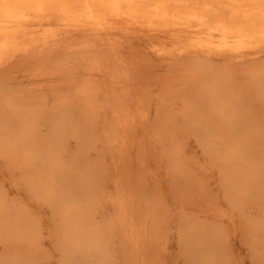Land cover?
<instances>
[{
	"label": "rangeland",
	"instance_id": "1",
	"mask_svg": "<svg viewBox=\"0 0 264 264\" xmlns=\"http://www.w3.org/2000/svg\"><path fill=\"white\" fill-rule=\"evenodd\" d=\"M136 34L142 35L133 33L129 41H124L120 46L122 60L113 62L110 61V58L114 59V56H110L113 53L110 51L111 47L100 41L104 37H97V40L91 38L92 43H97L94 45L97 49L90 53L98 56V66H95L96 62H84L87 63L85 66L76 56L72 57L73 62L68 57L71 54L66 56V60H62L66 62V66L65 62L63 65L60 63L61 72L54 69V72L51 71L54 74L50 72L49 76L41 74L42 68L40 73L38 67H30L20 58L9 62L15 60V65L7 64L11 69L8 66L5 69L4 66L5 72L12 79L8 80L6 77L9 83L12 82L11 87L15 86L20 90L34 89L35 96H42H33L34 99L40 98L44 103H40L41 106L30 103L33 110L27 107L29 104H24L25 111L27 107L31 112L20 110L24 113L22 114L19 109L26 100L15 89L13 90L18 96H21L19 106L13 97L4 92L3 98L6 101H0L1 109L10 107L14 100L16 103L11 106L19 108H8L13 113L6 117V121H0V125L5 123L0 126V209L3 212H0V216L4 215L0 217L3 227H0V258L4 260L13 252L14 256L18 254L17 257H23L22 252L16 253L13 248L21 237H18L21 226L26 230L31 225L29 228L34 230L31 234L33 238L30 239L33 242V256L30 257L28 251V256H25L30 259L31 264H67L66 257L69 264H72L68 252L66 256L64 250L70 247L69 251L72 253L75 246L73 243L69 245L67 238L74 234L77 237L78 229H81L78 230L79 240L87 242V246L95 243L94 248L90 247L86 253L89 264H264V52L249 56L245 62L228 59L229 56L224 55L195 56L196 58L181 56L182 59L177 56L172 57L171 61V57L153 52L147 41H140ZM101 54L107 55L109 60L105 61L106 58ZM201 60L204 62L198 63ZM104 61H110L107 62L108 66L105 67L107 64ZM190 61L193 63H189ZM89 63L94 66L90 67ZM200 64L204 66L201 67ZM31 71L39 73V76L31 74ZM57 71L60 73L57 74ZM3 72L0 71L1 74ZM209 76L212 80H209ZM204 77L208 79L205 80ZM222 82L231 83L227 84L226 89ZM83 93H88V96L85 95L86 99L90 100L91 96L95 105L91 100L85 103L93 105L92 108L100 106L96 108L100 112L95 108L87 110L86 106L80 105ZM64 97L71 98L70 103L61 105L55 100ZM54 102L62 110L51 111ZM64 112L66 116L63 115ZM82 112H87L90 116L85 118L84 114L82 117ZM29 113H32L31 117L36 115L35 119H28ZM70 117L69 122H66ZM89 121L93 122L89 123L91 126L87 125ZM12 123L21 133L11 135V131L17 130ZM3 127L6 129H2ZM7 127H10V131ZM26 133L31 136L26 137ZM54 134H59L56 139ZM10 135L17 136V140L18 136L22 137L30 148L23 141H19L17 145V140ZM8 139H12V142L7 141ZM13 140H16L15 144ZM58 143L63 144L62 148H57ZM15 145L22 147L23 151L28 149V152H24L26 154L35 151L32 154L35 158H46L47 155L51 161L47 160L46 164L53 167H49V170L55 169L58 162L65 165L63 169L58 164L55 169H62V174L69 171L72 173L73 170L75 174L66 173L72 180H68L71 182L70 186L78 179L84 181L85 177H89L94 186L88 182V193L81 195L80 202H71L69 205V202L53 201L52 197H47L50 195L47 190L48 180L39 179L40 173L36 174V179L29 172L28 176L25 167H20L25 154H19L22 151L19 147L16 148L20 151L17 153ZM31 145H38L40 148L32 149ZM52 145H56L54 148L57 149L54 150ZM46 148L55 158L48 155V150L45 152ZM79 148L82 152L78 154ZM234 148L236 149L232 150ZM231 151L235 158L230 155ZM60 156L65 163H62ZM11 157L19 160L15 161ZM80 157L81 160H76ZM37 160L38 158L35 162ZM75 160L77 164L74 163ZM39 161L40 166L45 164L41 163V159ZM36 184L43 188L33 191L31 186L37 187ZM45 188L47 192L44 195ZM69 192L73 194L72 191ZM70 208L75 212V219L74 216L66 215ZM4 209H7V213H4ZM4 225L13 230H8ZM66 226L68 235L63 233L66 230L63 227ZM4 227L9 235H6ZM89 232H94L91 240ZM9 242L12 246L7 245ZM6 246L12 248L10 252ZM2 259L0 262H3Z\"/></svg>",
	"mask_w": 264,
	"mask_h": 264
},
{
	"label": "bare ground",
	"instance_id": "2",
	"mask_svg": "<svg viewBox=\"0 0 264 264\" xmlns=\"http://www.w3.org/2000/svg\"><path fill=\"white\" fill-rule=\"evenodd\" d=\"M133 33H141L142 35L136 34V37L140 41H141V39H145L147 41L146 43L149 45V48H151L153 50V52H155L157 55L159 54L160 56L162 55V56L171 57V59H170L171 61H172V57L176 58L177 56L178 57H181V56H188V57L189 56H194V57L195 56H198V57H202V56L208 57L209 56V57H211V55L212 56L213 55L214 56L224 55V56H229V58L226 57V60H227V58L228 59L232 58V60L239 59V60H244V62H245V59H247L249 56H251V55L253 56L255 54L258 55V54H261L264 52V0H0V71L3 72V70H4V72L2 74L0 73V97H1L0 101L5 99V98H3V96H4L3 92H4L5 94H7V96L13 97V99H15L17 101V103H16V101L14 100L13 103L14 104L16 103L17 105L19 102H21V98L19 99V97L22 96L23 99L25 98L24 100H26V102H23L22 107L24 104H25L24 106L29 104V106H27V107L30 108L31 107L30 103H34V104L38 103V105L40 103L41 104L44 103L42 101V99H40L42 97L40 94H38V95L36 94V96H39V95L41 96V97L39 96L40 97L39 99H34V97H36L35 96L36 91L34 89L33 90H24V89L20 90L18 87H15V86H14L15 88L11 87V86H13L10 84L12 82H10V83L8 82V80H10L11 78L9 75H7V73L5 72V69H6V66H8L10 69L12 68L9 65L13 64V62L15 60L12 63H9V62H11L13 59L20 58V59H22V61L25 62L26 65H28L30 67H38V71L40 73H41L40 69L42 68L41 74H44V76H45V75L53 73L54 69H57L61 72L60 63H62L61 65H63V62H65V61L62 62V60H66L67 59L66 56L70 55V54H71V56H68V57L72 58L73 56H76L78 59H81L83 61V63L84 62H87V63L88 62H94L95 63L96 61L99 62V60L97 58L98 56L95 55V53H94V55H92L90 53V52H92V50H95L96 46H94V45L95 44L97 45V43H95V44H94V42L92 43V40H97L96 39L97 37L98 38L104 37L100 41H102V43L111 47L110 51L111 52L113 51V53H110V56H114L113 57L114 59L110 58V61L113 62V61H117L119 59L122 60L120 57V55L122 54L121 53L122 50H121L120 46L124 41H126V40L129 41ZM133 36H135V35H133ZM91 38H95V39L91 40ZM122 39H125V40H122ZM131 40H133V39H131ZM102 47H103V45H102ZM110 47H108V48H110ZM98 48H99V46H98ZM99 49H102V48H99ZM107 51H109V50H107ZM104 54H106V53H104ZM104 54H101V56L103 57ZM106 56L104 55V57L106 58L105 61L109 60V57L108 56L106 57ZM99 57H100V55H99ZM194 57H192L191 59L193 60ZM91 58H92V60H91ZM73 59L74 58H72L71 60L74 62ZM99 59H101V58H99ZM180 59H182V57ZM17 62L19 63L20 60H18ZM101 62H102V60H101ZM107 62H105L107 64V65H105V67L108 66L109 62L108 63ZM119 62H121V61H119ZM191 62L193 63V61H190L189 63H191ZM202 62H204V61L201 60V62H198V63H202ZM68 63H70V60H68ZM87 63H84V65ZM7 64H9V65H7ZM92 64L90 65V63H89V66L93 67L94 65H92ZM98 64H100V63H98ZM98 64L96 62L95 66H98ZM204 64H206V62ZM13 65H15V64H13ZM68 65H70V64H68ZM84 65H83V67H84ZM101 65H102V63H101ZM101 65H100V67H101ZM115 65H117V64H115ZM197 65L199 66V64H197ZM4 66H5V69H4ZM64 66H66V62H65ZM89 66H88V69L90 70L91 68H89ZM200 66L203 67L204 65L202 66L200 64ZM50 67H51V69H50ZM105 67H102V68H105ZM24 68L28 69L26 66H24ZM8 69L6 71H8ZM43 69H45V70H43ZM48 69H49V71H48ZM85 69L87 71V68H85ZM35 70H37V69H35ZM35 70L33 69V71H35ZM69 70H66V72ZM197 70H198V68H197ZM51 71H53V72H51ZM112 71H113V69H112ZM9 72L10 71H8V73ZM60 72H58L57 74H59ZM247 72H249V71L247 70ZM247 72H245L244 74H247ZM31 74H38L37 76H39V73H32V71H31ZM88 74L91 75L89 72H88ZM92 74H94V73H92ZM212 74H214V73H212ZM216 74H214V75H216ZM236 74H234V75L236 76ZM227 75L228 74H226V76ZM218 76L220 77V75H218ZM6 77L8 78V80L6 79ZM204 78H205V80L208 79V77H207V79H206V77H204ZM210 78L211 77L209 76V80H212ZM197 79H199V78L197 77ZM220 79H221V77H220ZM223 81H225V80H223ZM228 81H230V79H228ZM193 83L198 84V82L195 83L194 81H193ZM222 83H223L222 85L224 86V88L226 87V89H227V87H228L227 84H229L231 82H229V83L228 82H226V83L222 82ZM224 83L226 85H224ZM7 84L10 85L9 86V87H11L10 89H9V87L6 86ZM212 85H214V84H212ZM233 85H235V83ZM201 86H204V85H201ZM13 89L18 91V94L21 93L20 94L21 96L20 95L18 96V94ZM216 90H217V88H216ZM12 91L15 92L16 94L13 93ZM86 91H84V92H86ZM200 91H202V90H200ZM208 91H210V90L208 89ZM10 92L14 95L12 96V94ZM239 92H240V90H239ZM205 93H206V91L204 92V94ZM236 93H237V91H236ZM86 94H88V93H86ZM86 94H84V93L82 94V95H84L83 97H81L82 98L81 100L83 102L80 100V102H81L80 105L83 104L84 106H86L85 109L88 110V108H92V106L95 105V102L94 101L92 102V99L90 96L89 98H90L92 104L93 103L94 104L90 105V106H89V104H86L85 102L89 100V99L88 100L86 99V96H88ZM15 95H16V97H15ZM79 95H80V92H79ZM79 95H77V96L79 97ZM47 96H48V94H47ZM109 96L111 97V95H109ZM207 96H206V98H208ZM16 98H18V99H16ZM61 98H63V97H61ZM83 98H84V100L85 99L86 100L84 101ZM45 99H46V97H45ZM69 99H71V98L64 97V99L58 98L55 100L59 104L63 105V104L70 103L71 100H69ZM76 99H78V98H76ZM9 100L7 101L8 105L11 101V100L10 101ZM90 100L88 102H90ZM190 100L192 101V99H190ZM5 101H6V99H5ZM5 101H3V102H5ZM108 101H109V99H108ZM239 101H241V100H239ZM76 102L79 103L78 100H76ZM13 103L11 102L10 104L12 105ZM0 104H1V102H0ZM19 104H21V103H19ZM34 104H32L33 107H34ZM41 104H40V106H41ZM11 105H9L11 107L10 108L7 105L2 104V106H5V107L7 106V107L4 109L0 108V121H6L8 119L6 117H9L11 115V113H13V111L7 110L8 108H10V109L13 108L12 107L13 105L12 106ZM108 105H112V104L108 103ZM116 105H118V104H116ZM115 106H112V107L115 108ZM27 107H26V110L28 111L29 109H27ZM97 107H100V106H97ZM97 107H93L92 109H94V108L96 109ZM15 108L16 107L14 105L13 109H15ZM21 108L20 109L18 108L19 111L22 110L24 112H27L24 109L25 107H23L22 109ZM34 109H35V107H34ZM53 109L62 110V108L59 107L55 102H54V105L52 106L51 111H54ZM81 109H83V107ZM31 110H33V108ZM97 110L98 109H96V111ZM22 111H20V113ZM46 111H47V109H46ZM98 111L100 112V110H98ZM29 112H31V111L29 110ZM40 112L42 113V111H40ZM94 112H95V110H94ZM115 112H113V113H115ZM82 113H83L82 117H84V114H86L85 118L87 116H90V115H87V112H85V113L82 112ZM91 113L93 116V112H91ZM117 113L119 115L118 111H117ZM117 113H116V115H117ZM22 114H24V113L22 112ZM29 114H30V118L27 116L28 119H30V120L32 118L35 119L36 115L35 116L33 115L34 117H31L32 113H29ZM65 114H66V112L63 113V115H65ZM68 114H70V113H68ZM18 115L20 116V114H18ZM26 115L27 114H25V117H26ZM91 118H93V117H91ZM70 119H71V117L66 122H69ZM72 119H73V121L75 120L74 118H72ZM9 121H11V120H9ZM113 121H116V120H113ZM78 122H80V121H78ZM85 122H87V119L85 120ZM2 123L5 124L4 122H2ZM21 123H24V122H21ZM21 123H19V124H21ZM27 123L28 122H25V124H27ZM89 123L91 124L93 122L89 121L87 123V125ZM3 124H1V125L3 126ZM90 124H89V126H91ZM30 125L33 126L32 124H30ZM95 125H96V123H95ZM17 126H19V125H17ZM13 127H15L14 124H13ZM23 127H24V125H23ZM17 128L15 127V130ZM27 128H29L28 125H27ZM36 128H37V125H36ZM2 129H6V128L3 127ZM19 130L20 129H17L15 132L11 131V133H13L11 135H13V136H14V134L18 135V134H16V132L21 133ZM25 130H26V128H25ZM30 130H28V131L30 132ZM111 130H112V128H111ZM113 130H114V128H113ZM8 131H10V127L8 128ZM33 131H36V129ZM22 135H24L23 132H22ZM25 135H26V137H27V135L31 136V134L29 135L28 133H26ZM55 135H57V134H54V137L56 139V137H58L59 134L57 136H55ZM10 136H9V138L12 137V136L11 137ZM85 136H87V135H85ZM85 136H84V138H85ZM15 137H17V136H15ZM15 137H12V138L16 139ZM18 137H19V139L18 140L16 139L18 142L16 140H13V142L16 141L17 145H19V143L21 141H23L21 139L22 137H20V136H18ZM0 138H2V137H0ZM89 138H91V136ZM89 138H86V139L88 140ZM59 139L61 140V138H59ZM7 141L12 142V139H8ZM23 143L25 145H26V143L28 144V142L26 140H25V142L23 141ZM23 143H21V144H23ZM14 144H15V142H14ZM21 144H20V146H21ZM29 144H31L30 141H29ZM89 144H91V142ZM20 146H18V147L20 148ZM37 146L38 145H33V146L31 145V148L33 149V148H36ZM55 146L52 145L53 148ZM62 146H63V144H59L58 147L57 146L56 147L60 149V147L62 148ZM18 147L16 146L15 150ZM27 147L30 148V145ZM242 147H243V145H242ZM37 148H40V147H37ZM47 148H49V147H47ZM47 148H46L45 152L48 150L47 152L49 154L48 153H46V154L50 155V153H52V152H49L50 150ZM53 148H51V150ZM57 148H54V150ZM65 148L67 149L68 147L65 146ZM20 149L22 150L21 153H19L20 151L18 149L16 150V152L18 151L17 153H19V154H23V155L25 154L24 156L20 155V156H23V161H24V162L21 161L22 163H21L20 167L22 169L25 167V169L27 170V173L29 172L30 174H32L31 177H33L35 179L37 177L36 174L40 173L41 176L40 177L38 176L39 179H45V180L47 179L48 180L47 190L50 194L49 196H47L48 198L52 197L53 201L55 200V202H65V203L69 202V205L71 202H73L72 204H74V202H80L81 195L85 194L88 191V188H89L87 186L88 182L91 183V179H89V177L86 178L85 177L86 175H85L84 176L85 178L83 177L85 179L84 181H83V179L82 180L78 179L77 181H75L73 186H70L69 183L71 184V182H69V181H72V180H70L68 178L69 176L66 173L75 174L73 172V170H71L72 173H70V171H69V172H65V173L63 172L64 174L61 173L62 169L61 170L60 169L55 170L57 168L58 164L60 166L64 165V164L61 165L60 164L61 162L59 163L58 161H57L58 163H56V168L49 170V167L50 168H53V167H51L50 164H46L47 160H49V157L47 158L46 154H45L46 158H43V156H40V155L39 156L42 158L37 156L36 158H38V160H37L38 162H35V160H36L35 155H34V157L32 156V154L35 151L32 150L33 152L31 151L32 153H30L31 154L30 155V154L24 153V152H28V149H27V151H23L22 147ZM235 149L236 148H234L232 150H235ZM34 150H36V149H34ZM78 150H79L78 154H79V152H82V150L80 151V148ZM29 151H30V149H29ZM13 153H14V151H13ZM37 154H39V153L37 152ZM40 154H42V153H40ZM11 155H12V153H11ZM60 155H62V153ZM230 155H232V151H231ZM238 155H240V154L238 153ZM52 156H51V158H52ZM234 156L232 158H235ZM16 157H17V155H16ZM58 157H59V155H58ZM60 157L62 160V156H60ZM11 158L14 159L15 161L19 160V158L17 160L14 157H11ZM34 158H35V160H34ZM71 158H73V155ZM238 158H239V156H238ZM40 159L42 160L41 163L44 162L45 164H42L40 166V161H39ZM21 160H22V158H21ZM76 160H81V157H80V159L76 158ZM76 160L74 162L75 164H77ZM49 161H51V159ZM49 161H48V163H49ZM63 162L64 161L62 160V163ZM18 163L14 162V164H18ZM50 163L52 164L53 161ZM71 165H73V164H71ZM71 165L69 167H71ZM64 166H63V169H64ZM72 168H73V166H72ZM29 173H28V176H30ZM84 174H86V173H84ZM84 174L82 173V175H84ZM81 176H80V178H81ZM73 177H75V176L73 175ZM87 179H89L90 181ZM92 181L94 182L95 180H92ZM33 184H35V183L33 182ZM91 185H93V183H91ZM36 186L37 187H35L34 185L31 186L33 191L38 190V188L41 189V187H42L39 184H36ZM63 188H66L69 190L65 191ZM62 189H63L62 194H60ZM45 190H46V188H45ZM47 190L45 191L44 195L46 194ZM69 191H72L73 194H71ZM64 192H66V193L64 194ZM93 192L95 193V191H93ZM40 194L42 195L41 197H43V193H40ZM90 194H92V192H90ZM90 194L88 196H91ZM86 196L87 195H85L84 201L87 200ZM43 198L46 199V197H43ZM90 198H88V199H90ZM86 206H88V205H86ZM86 209H87V207H86ZM6 210L7 209H4V213H7V212H5ZM84 210H82V211L84 212ZM0 212H2L1 209H0ZM67 213L68 214H66V212H65L67 217L74 216L73 219L76 218L75 212H73L71 210V208L67 211ZM1 216H4V215H1ZM63 217H64V215H63ZM67 217H64V218L66 219ZM23 219H24V217H23ZM76 221H78V220H76ZM79 221H81V220H79ZM65 222L67 223V220ZM73 222H74L73 224L75 225V221H73ZM0 224H1L0 227L3 228L2 223H0ZM23 224H25V223H23ZM18 225H20V224L18 223ZM26 225H28V223L25 224V226ZM4 226H6V228H7V225H4ZM13 226H15V225H13ZM30 226H27L28 228H26V230L24 229L25 228L24 226H21V230H19L20 233H18V235L20 234L18 237H20V236L21 237L19 239H17L18 244L15 248H13V249H15L16 253L22 252L23 257L22 256H20L22 258L17 257L18 254L16 256H14L13 255L14 252H13V254L8 255L6 258L3 257L4 260L2 258H0L3 260V262H0V264H31L30 259L25 257V256H28L29 253H30L29 254L30 257L33 256V253H32V245H33L32 243L33 242L30 239L33 238V236H31V234L34 230L29 228ZM8 227H11V225ZM6 228H5V230H6ZM18 228H15V230ZM63 228L64 229L66 228V230H65L66 232L64 231L63 233L68 235L67 234V230H68L67 226L63 227ZM8 230L12 231L13 229H8ZM77 231H76V235L78 237L79 231H78V234H77ZM1 232L3 233L4 231H1ZM6 232H7V230H6ZM9 234L7 232L6 235H9ZM89 234H90V232L88 233V237H89ZM92 234H90V240H91V238L92 239L94 238V234L93 235ZM13 235H15V234H13ZM74 235H72V236L74 237ZM69 236H68V238L66 237L68 240V244L73 243L72 245H74L75 247L73 246L74 250L72 251V253H71V251H69L70 247L69 248L66 247V250H64V253L66 254L68 252V258L69 259L71 258V263L72 264H89L88 261H90V260L87 259L86 253L90 250V247L94 248L95 243L93 242V244H89L90 243L89 242L88 243L89 245L87 246V242L86 243L82 242L76 236L74 238L72 236L71 237H69ZM13 238H15V237H13ZM0 239H1V236H0ZM2 239H3V237H2ZM19 240H21V242ZM60 241H62V240H60ZM7 245L8 246L11 245V242H9V244H7ZM4 247H5V245H4ZM6 248H7L8 252H10V249H12V248H9L7 246H6ZM60 252H62V251H60ZM34 253H36V252H34ZM70 253H71V255H70ZM89 253H91V252H89ZM66 256H67V254H66ZM94 256H95V254H94ZM32 260H34V259H32ZM94 260H96V259H94ZM208 260H209V258H208ZM66 262H68L67 264L70 263L69 260H67V257H66Z\"/></svg>",
	"mask_w": 264,
	"mask_h": 264
}]
</instances>
